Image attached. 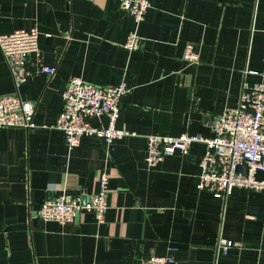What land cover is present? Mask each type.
<instances>
[{
  "label": "crops",
  "instance_id": "1",
  "mask_svg": "<svg viewBox=\"0 0 264 264\" xmlns=\"http://www.w3.org/2000/svg\"><path fill=\"white\" fill-rule=\"evenodd\" d=\"M150 4L136 27L141 50L129 52L135 23L118 0H0V33L39 32L31 77L19 88L38 127L0 128V264H138L148 254L170 255L173 264H264L262 192L235 188L217 199L199 191V142L153 169L145 163L148 135L208 138L211 117L237 106L244 82L264 83V0ZM187 44L199 62L184 68ZM72 77L101 87L125 82L116 125L135 135L107 146L83 137L68 148L50 126ZM14 91L0 53V95ZM102 174V223L84 210L63 225L38 218L40 205L62 192L89 198ZM220 238L240 246L223 254Z\"/></svg>",
  "mask_w": 264,
  "mask_h": 264
},
{
  "label": "built area",
  "instance_id": "2",
  "mask_svg": "<svg viewBox=\"0 0 264 264\" xmlns=\"http://www.w3.org/2000/svg\"><path fill=\"white\" fill-rule=\"evenodd\" d=\"M118 3L120 10L128 13L135 23V28L127 35L124 48L129 52H138L142 39L136 27L145 19L151 7L150 0H118ZM38 36L35 26L0 33V53L15 88L14 93L0 95V128L31 131L38 127L34 120L33 103L19 93L22 83L31 77L26 64L30 55H38ZM182 61L184 68L199 62L191 44L185 46ZM42 72L51 75L55 68L42 67ZM129 92L125 82L101 87L80 77H72L62 93V107L50 128L63 133L68 148L75 147L83 137H95L107 146L115 139L133 136L134 133L116 125L121 99ZM102 117L106 118L105 123L101 121ZM210 130L208 138L187 134L177 137L148 135L146 166L153 169L175 153L188 155L189 146L199 142L205 147L199 160L196 186L199 191L225 199L235 188L253 189L262 192L264 202V83L244 82L237 106L213 115ZM107 184L108 177L102 174L97 192L87 198L84 206H81L79 196L62 192L56 198L45 200L37 216L44 222L63 225L73 221L76 213L84 210L93 213L96 221L102 223L108 209ZM239 246L240 243L223 238L217 242V250L223 254ZM173 263L174 258L170 255L148 254L138 258V264Z\"/></svg>",
  "mask_w": 264,
  "mask_h": 264
},
{
  "label": "water",
  "instance_id": "3",
  "mask_svg": "<svg viewBox=\"0 0 264 264\" xmlns=\"http://www.w3.org/2000/svg\"><path fill=\"white\" fill-rule=\"evenodd\" d=\"M125 99H126V96L125 97H122L121 103H120V109H121L122 104L125 101ZM86 200H87V197L86 196H81V198H80V204H81V206H84L85 205ZM77 215H78V212L76 213V216L75 217H77Z\"/></svg>",
  "mask_w": 264,
  "mask_h": 264
}]
</instances>
